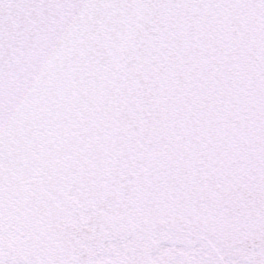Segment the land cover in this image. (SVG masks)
Returning a JSON list of instances; mask_svg holds the SVG:
<instances>
[{"label":"snow or ice","instance_id":"6c2138e0","mask_svg":"<svg viewBox=\"0 0 264 264\" xmlns=\"http://www.w3.org/2000/svg\"><path fill=\"white\" fill-rule=\"evenodd\" d=\"M0 264H264V0H0Z\"/></svg>","mask_w":264,"mask_h":264}]
</instances>
